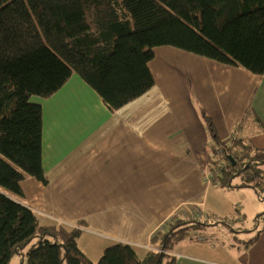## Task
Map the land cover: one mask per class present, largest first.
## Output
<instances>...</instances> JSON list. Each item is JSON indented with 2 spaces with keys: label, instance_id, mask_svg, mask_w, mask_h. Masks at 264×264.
I'll return each mask as SVG.
<instances>
[{
  "label": "crops",
  "instance_id": "crops-1",
  "mask_svg": "<svg viewBox=\"0 0 264 264\" xmlns=\"http://www.w3.org/2000/svg\"><path fill=\"white\" fill-rule=\"evenodd\" d=\"M149 67L155 85L116 110L73 74L50 96L46 182L27 176L23 196L7 192L45 223L62 219L81 228L78 245L93 261L116 242L133 245L141 257L158 250L152 237L176 215L200 212L233 228L228 217L211 218L201 208L213 185L203 173L222 148L207 116L221 142L264 148V75L173 46L157 47ZM74 88L77 94L67 92ZM200 230L178 240L174 264H264V225L257 238L232 231L228 243L219 229Z\"/></svg>",
  "mask_w": 264,
  "mask_h": 264
},
{
  "label": "trees",
  "instance_id": "trees-1",
  "mask_svg": "<svg viewBox=\"0 0 264 264\" xmlns=\"http://www.w3.org/2000/svg\"><path fill=\"white\" fill-rule=\"evenodd\" d=\"M159 46L263 76L264 0H0V264L15 254L21 264H174L178 240L208 225L170 220L151 239L158 250L141 257L116 242L95 263L78 245L81 228L42 223L7 193L23 196L27 176L46 182L43 108L33 96L50 97L77 74L119 109L155 85L149 62ZM206 120L228 161L217 184L252 187L264 200V148L223 143Z\"/></svg>",
  "mask_w": 264,
  "mask_h": 264
},
{
  "label": "rangeland",
  "instance_id": "rangeland-1",
  "mask_svg": "<svg viewBox=\"0 0 264 264\" xmlns=\"http://www.w3.org/2000/svg\"><path fill=\"white\" fill-rule=\"evenodd\" d=\"M74 76H77V74ZM70 91L77 94L79 90L78 88H74L72 90H68L67 92L70 94ZM64 93L66 95V99H68L69 96H67L66 90ZM32 100L38 101L42 104L44 131H46L48 113L50 110H54L55 100L51 97H40L37 95L33 96ZM239 181L240 177L236 176L233 179L234 184ZM207 194L208 196L205 199V205H203L201 208L206 210L211 218L218 216L223 217V215L228 217L229 221H231V224L233 225V228L231 225H229L230 228L225 227V223H221L213 227L210 223L214 222L215 220H209L208 217L203 216V214L200 212H191L186 216H180V214H178L180 217L176 215L170 219L172 222H175L177 220H183L182 218H184V220H190L193 218L198 221H204L208 223V225H204L197 229H189L188 232H186V235H188L187 237L199 235L201 228L207 232H216V229H219L221 233H224V235L221 236V239L228 243L231 241L229 233L232 231H238L237 233L239 237H251L256 235L257 229L264 225V217L257 219L258 214L264 211V200H260L257 197L256 191L252 187H228L221 186L220 184H213L210 185ZM239 218H241V220H239ZM45 221V218L41 216V222L45 223ZM92 236L94 235H89V237ZM22 261L23 256L20 254H15L11 259L10 264H21ZM98 261L99 259L94 260L95 263H98Z\"/></svg>",
  "mask_w": 264,
  "mask_h": 264
},
{
  "label": "built area",
  "instance_id": "built-area-1",
  "mask_svg": "<svg viewBox=\"0 0 264 264\" xmlns=\"http://www.w3.org/2000/svg\"><path fill=\"white\" fill-rule=\"evenodd\" d=\"M226 152L223 148L214 150L212 159L209 162L208 168L203 173V178L207 184H215L220 175L228 168V161L225 157ZM59 225L64 224L63 221L58 220Z\"/></svg>",
  "mask_w": 264,
  "mask_h": 264
},
{
  "label": "water",
  "instance_id": "water-1",
  "mask_svg": "<svg viewBox=\"0 0 264 264\" xmlns=\"http://www.w3.org/2000/svg\"><path fill=\"white\" fill-rule=\"evenodd\" d=\"M219 222H220V223H224V222H222V221H216V222H213V223H210V224H211V225H218ZM199 223H201V222H199Z\"/></svg>",
  "mask_w": 264,
  "mask_h": 264
},
{
  "label": "bare ground",
  "instance_id": "bare-ground-1",
  "mask_svg": "<svg viewBox=\"0 0 264 264\" xmlns=\"http://www.w3.org/2000/svg\"><path fill=\"white\" fill-rule=\"evenodd\" d=\"M205 181V180H204ZM206 182V181H205ZM60 220H62V219H60ZM62 225H65V224H62ZM75 227V226H74Z\"/></svg>",
  "mask_w": 264,
  "mask_h": 264
}]
</instances>
